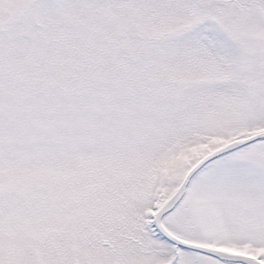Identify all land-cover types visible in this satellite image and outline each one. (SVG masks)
Wrapping results in <instances>:
<instances>
[{
	"label": "snow or ice",
	"instance_id": "snow-or-ice-1",
	"mask_svg": "<svg viewBox=\"0 0 264 264\" xmlns=\"http://www.w3.org/2000/svg\"><path fill=\"white\" fill-rule=\"evenodd\" d=\"M0 264H264V0H0Z\"/></svg>",
	"mask_w": 264,
	"mask_h": 264
}]
</instances>
